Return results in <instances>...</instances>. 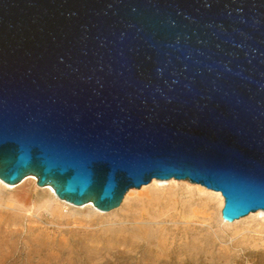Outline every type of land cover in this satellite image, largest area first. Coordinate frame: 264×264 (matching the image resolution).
<instances>
[{
  "label": "water",
  "instance_id": "95a60500",
  "mask_svg": "<svg viewBox=\"0 0 264 264\" xmlns=\"http://www.w3.org/2000/svg\"><path fill=\"white\" fill-rule=\"evenodd\" d=\"M100 210L153 178L264 210V0H0V178Z\"/></svg>",
  "mask_w": 264,
  "mask_h": 264
},
{
  "label": "rangeland",
  "instance_id": "374dc122",
  "mask_svg": "<svg viewBox=\"0 0 264 264\" xmlns=\"http://www.w3.org/2000/svg\"><path fill=\"white\" fill-rule=\"evenodd\" d=\"M154 181L101 213L86 207L92 201L59 203L49 190L28 201L27 191L4 192L17 198L0 200V264H264V211L228 223L221 193L185 179Z\"/></svg>",
  "mask_w": 264,
  "mask_h": 264
},
{
  "label": "bare ground",
  "instance_id": "6f19581e",
  "mask_svg": "<svg viewBox=\"0 0 264 264\" xmlns=\"http://www.w3.org/2000/svg\"><path fill=\"white\" fill-rule=\"evenodd\" d=\"M28 176H34V175H26V176H24L20 181H18L17 183H15V184H10V183H7V182H5L4 180H2L1 178H0V200L2 199V197H3V195H4V192H7L8 190H13V189H17L16 191H15V193H19V194H21V193H26V191H27V194L28 193H30L31 195H30V197L27 199V201L28 200H31L32 198H33V196H32V194L35 192V191H37V190H42V191H46L45 193L46 194H50L49 193V191H51L52 192V194L54 195V198H55V200L57 201V202H59V203H64L65 204V202H63L62 200H64V199H61V198H59L57 195H56V193H55V191H54V189L53 188H41V187H45V186H49V185H44V186H40V185H38L37 184V178H35V177H30V178H27L26 179V177H28ZM25 179V180H24ZM172 179H175V178H169V179H157V178H153L152 180H151V183L154 181V180H160V181H168V180H172ZM22 182V183H21ZM158 181H154V184H156ZM19 183H21L20 185H18V186H16V187H14V186H12V185H17V184H19ZM197 185H201V184H197ZM144 186H146V185H143V186H141V188H143ZM201 186H203V187H205L204 185H201ZM51 187V186H50ZM205 188H207V187H205ZM208 189V188H207ZM28 190H30V192L28 191ZM49 190V191H48ZM131 190H133V189H129L125 194L127 195ZM209 190H212V189H209ZM212 191H214V190H212ZM215 192H218V193H221L220 191H215ZM214 194V193H213ZM51 195V194H50ZM126 195H124L125 197H126ZM214 195H218L219 197H220V199H221V201H222V204H221V206H223V203H224V199H223V196L221 195V194H214ZM12 197H14V196H12ZM6 198V199H4V201H5V203H11V201L13 200V198ZM125 197H124V199H125ZM14 198H17V195L14 197ZM2 199V200H3ZM23 200H26V198L25 197H18V199H17V201H18V203H21V204H23L24 202H23ZM67 201V200H66ZM220 201V202H221ZM0 202H2V201H0ZM91 201H89L88 203H90ZM73 204V203H72ZM85 204H87V202L86 203H84V204H81V205H76V206H81L82 207V205H85ZM75 205V204H74ZM86 207H93V208H95L99 213H101V211L102 210H100V209H98V208H96L95 206H94V204H88ZM264 211V210H262V209H258V211ZM251 214V213H250ZM249 214V215H250ZM260 214H264V212H260L259 213V215ZM244 218V217H243ZM223 219V218H222ZM242 219V218H241ZM238 220H240V219H235L234 221H231V222H228V221H226V222H228V223H234V222H236V221H238ZM223 221H225L224 219H223Z\"/></svg>",
  "mask_w": 264,
  "mask_h": 264
}]
</instances>
